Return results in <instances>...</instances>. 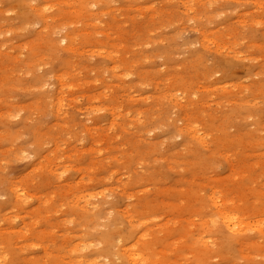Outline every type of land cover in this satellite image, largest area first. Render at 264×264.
I'll use <instances>...</instances> for the list:
<instances>
[{"label": "rangeland", "instance_id": "rangeland-1", "mask_svg": "<svg viewBox=\"0 0 264 264\" xmlns=\"http://www.w3.org/2000/svg\"><path fill=\"white\" fill-rule=\"evenodd\" d=\"M132 253L264 264V0H0V264Z\"/></svg>", "mask_w": 264, "mask_h": 264}, {"label": "bare ground", "instance_id": "bare-ground-1", "mask_svg": "<svg viewBox=\"0 0 264 264\" xmlns=\"http://www.w3.org/2000/svg\"><path fill=\"white\" fill-rule=\"evenodd\" d=\"M221 218L223 220L225 228L227 230H230L231 233H233V232L235 233L237 231H239V232L244 231L243 229L248 227V225H245L235 215H231V214H228L226 212H223L221 214ZM129 259L131 260L132 264H148L142 257H140L139 255H135L134 253L129 254Z\"/></svg>", "mask_w": 264, "mask_h": 264}]
</instances>
